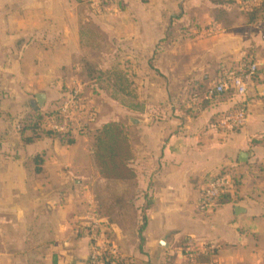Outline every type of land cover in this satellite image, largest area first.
I'll use <instances>...</instances> for the list:
<instances>
[{"label":"crops","instance_id":"0c3cea01","mask_svg":"<svg viewBox=\"0 0 264 264\" xmlns=\"http://www.w3.org/2000/svg\"><path fill=\"white\" fill-rule=\"evenodd\" d=\"M80 2L69 0L72 8ZM41 3L0 0V40H15L3 46L9 63L28 67L23 55L31 42L69 37L67 29L34 28L44 18L24 13L50 6ZM192 3L121 2L119 56L126 67L111 66V56L91 80L95 92L103 81L126 100L121 119H97L93 137L74 131L72 143L48 137L27 143L31 133L20 130L36 108L37 93H46L44 107L37 106L44 113L54 110L74 82L89 90L76 74L47 90L49 73L34 71L21 77L24 83L33 80L34 90L30 84L26 94L0 98V264H90V238L80 225L93 205L115 249L110 256L121 264H264V59L258 44L244 45L235 35L182 29L193 20L186 11ZM166 34L169 43L162 48ZM246 58L260 66L247 95H210L218 77ZM91 98L100 112L98 99ZM240 107L248 112L246 125L218 130V120ZM111 121L125 126L133 179L104 178L96 165V134ZM243 153L246 161L240 160ZM219 173H230L233 187L202 212L203 185ZM190 237L214 244L213 255L187 258L183 247Z\"/></svg>","mask_w":264,"mask_h":264},{"label":"rangeland","instance_id":"374dc122","mask_svg":"<svg viewBox=\"0 0 264 264\" xmlns=\"http://www.w3.org/2000/svg\"><path fill=\"white\" fill-rule=\"evenodd\" d=\"M37 1L38 4L48 2L47 4L50 6L24 13L28 17L44 18L43 23L35 25L34 28L38 30L43 28L45 31L53 32L67 29L69 37L66 40L59 36L51 41L36 40L31 42L23 55V59L30 63L28 67L25 63L21 64L22 67L13 61L9 63L8 53L3 50V46H11L10 44L15 43V40H0V98L9 99L10 96L26 94V90L32 87L34 90L33 80L29 79V83H24L21 79L22 76L30 75L34 71L41 76H44L45 72L49 73L48 82H46L47 90L60 88L68 77L71 78L76 74L80 80L87 83L89 90H85L86 95L95 96L98 99L101 111L97 119L105 116L121 119L119 115L122 112L121 102L126 99L114 95L113 90H109L110 88L103 81L99 84L100 93L95 92L91 79L96 69L101 67L103 69L106 60L111 56H115L112 58L111 66L126 67L125 58L119 56L121 49L119 39L122 29L120 18L124 13V10L121 9V2L124 0H81L75 8H72L69 0H53V4L51 0ZM185 1L190 4V0ZM56 4H60L59 8ZM192 4L186 11L193 20L183 25L182 29H191L192 32L199 30L205 34L210 29H216V32L225 33L226 36L235 35L240 37L244 45L258 44V51L264 59V20L248 24L245 18V13L251 12L255 6L261 7L264 0H235L234 3L226 4H217L216 0H193ZM61 5L64 8H60ZM262 14L264 16V10ZM45 16L49 19H46ZM52 20L57 23H51L49 26L48 21ZM205 37L208 36L205 35ZM167 38L166 34L165 39L160 41V47H167L169 43ZM72 68L76 70L78 68V71L75 72ZM16 69L18 72L16 71L15 74ZM115 78L121 82L119 73ZM110 98L115 102H111ZM93 129L90 134H87L90 135L89 138L95 136L96 127ZM86 143L88 144V142Z\"/></svg>","mask_w":264,"mask_h":264},{"label":"built area","instance_id":"2783aa9c","mask_svg":"<svg viewBox=\"0 0 264 264\" xmlns=\"http://www.w3.org/2000/svg\"><path fill=\"white\" fill-rule=\"evenodd\" d=\"M259 74V64L253 58L241 60L238 66L225 70L209 89L210 95L232 93L245 97L254 79ZM264 97V92L262 93ZM54 104V112L48 121V128L60 134L77 131L89 134L97 122L99 108L94 100L86 95L85 89L78 83L69 86ZM248 112L244 107L226 112L216 127L221 132H230L244 127ZM234 179L230 173L209 176L202 188L199 208L202 212L211 211L221 195L233 187ZM81 230L90 238V264H104L106 254L115 255V249L109 247L108 237L102 229L98 217V208L93 205L87 220L80 225ZM216 246L204 240L190 237L186 239L183 251L193 260L200 254L213 255Z\"/></svg>","mask_w":264,"mask_h":264},{"label":"trees","instance_id":"16d2710c","mask_svg":"<svg viewBox=\"0 0 264 264\" xmlns=\"http://www.w3.org/2000/svg\"><path fill=\"white\" fill-rule=\"evenodd\" d=\"M235 0H216L217 4L234 3ZM264 4L261 7L255 6L251 12L245 13L248 24H254L264 20L262 14ZM260 72V66H259ZM36 106L32 114L28 113L21 121L20 130L25 134L26 131L31 133L30 137H25V142H32L44 137L59 139L62 142L72 143L73 140L69 134H60L48 128L50 117L55 114L54 111L42 113L40 108ZM94 157L100 174L107 179L127 180L133 179L136 174L131 166L133 158L131 146L128 140L125 126L121 122L111 121L102 126L97 132L94 144ZM228 193V192H227ZM220 196L219 201L227 195ZM104 264H121L120 261L111 257L109 254L105 256Z\"/></svg>","mask_w":264,"mask_h":264},{"label":"water","instance_id":"95a60500","mask_svg":"<svg viewBox=\"0 0 264 264\" xmlns=\"http://www.w3.org/2000/svg\"><path fill=\"white\" fill-rule=\"evenodd\" d=\"M35 97H36V99H35V101H33V105L37 104L41 108L44 107L45 102H46V93H44V92L37 93ZM247 158H248V155L246 153H243L240 156V160H242V161H246ZM161 245L168 247V243L165 242L164 240L161 241Z\"/></svg>","mask_w":264,"mask_h":264}]
</instances>
